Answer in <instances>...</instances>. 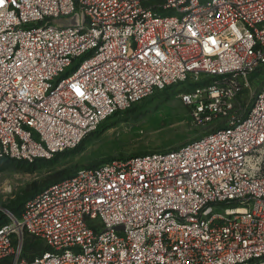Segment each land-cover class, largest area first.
I'll use <instances>...</instances> for the list:
<instances>
[{"label":"built area","instance_id":"2783aa9c","mask_svg":"<svg viewBox=\"0 0 264 264\" xmlns=\"http://www.w3.org/2000/svg\"><path fill=\"white\" fill-rule=\"evenodd\" d=\"M263 66L264 0H0V157L50 159L181 82L225 120L45 186L6 212L0 264H264V83L234 104Z\"/></svg>","mask_w":264,"mask_h":264},{"label":"rangeland","instance_id":"374dc122","mask_svg":"<svg viewBox=\"0 0 264 264\" xmlns=\"http://www.w3.org/2000/svg\"><path fill=\"white\" fill-rule=\"evenodd\" d=\"M248 82L234 100L236 107L241 105V112L263 85L264 66L252 72ZM195 88L196 84L189 81L157 90L132 108L104 120L78 148L57 155L53 161L36 166L13 162L0 169V210L7 215L2 206L8 209L25 191L33 192L57 173L65 175L108 159L172 148L224 124V119L205 120L196 112L197 99L205 96L194 93Z\"/></svg>","mask_w":264,"mask_h":264},{"label":"trees","instance_id":"16d2710c","mask_svg":"<svg viewBox=\"0 0 264 264\" xmlns=\"http://www.w3.org/2000/svg\"><path fill=\"white\" fill-rule=\"evenodd\" d=\"M135 105L136 104H134L133 106H135ZM133 106H131L130 108H132ZM130 108H128V109H130ZM117 113H119V112H117ZM117 113H115V114H117ZM115 114H113V115H115ZM84 138L75 147L67 149V150H64L62 152H57L50 159L36 158L35 160L29 162V161H26V160H19V159L7 158V157H0V169L4 168L5 166L10 165L13 162H19V163L26 162L28 165L36 166V165H39V164H41V163H43L44 161H47V160L48 161L49 160L53 161L57 155H59V154H61L63 152H68V151L75 150L76 148H78L80 146V144L82 143V141L84 140ZM143 153H147V152H143ZM137 154H142V153H137ZM132 155H135V154H132ZM116 158H124V157H116ZM94 165H96V164L89 165V166H94ZM89 166H86V167H89ZM76 171L77 170H73L72 172H69V173H67L65 175H63L62 173H57L56 175H54L52 177H49L47 180L44 181V184L42 186L36 187V189H34L33 192L25 191L24 194L19 198V200L15 204L8 206V210H10L16 216H19L21 211H22V209H23V207H24L25 202L28 199H30L34 194H36L42 188H44L45 186H47V185H49L51 183H54L56 181H59L61 179H64L66 177H69V176L73 175ZM7 220H8L7 216L3 213L2 210H0V226L3 223L7 222ZM46 249H48V246L40 238L35 237L33 235H29V234H25L24 235V237H23V245H22V256L27 257V258H32L34 255H37V254L41 253L42 251H44ZM3 264H6V263H3Z\"/></svg>","mask_w":264,"mask_h":264},{"label":"water","instance_id":"95a60500","mask_svg":"<svg viewBox=\"0 0 264 264\" xmlns=\"http://www.w3.org/2000/svg\"><path fill=\"white\" fill-rule=\"evenodd\" d=\"M2 208H3V209L6 211V212H8V211H9L7 208H5V207H3V206H2Z\"/></svg>","mask_w":264,"mask_h":264}]
</instances>
